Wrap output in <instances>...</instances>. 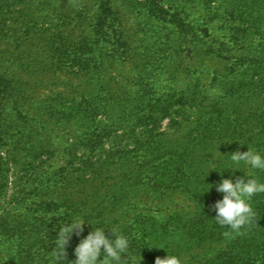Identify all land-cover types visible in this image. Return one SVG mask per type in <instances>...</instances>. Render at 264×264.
<instances>
[{"label": "rangeland", "instance_id": "1", "mask_svg": "<svg viewBox=\"0 0 264 264\" xmlns=\"http://www.w3.org/2000/svg\"><path fill=\"white\" fill-rule=\"evenodd\" d=\"M111 1L113 13L105 14L100 25L103 13L95 0H11L12 4L2 0L0 3V69L6 70V79L11 86H24L19 99L13 96V91L7 92L4 121L0 124L4 138L0 140V214L3 210H6L4 215L8 212L37 214L45 211L40 202L50 189V176L52 180L58 177L65 183L77 181L84 184L95 173L83 174V165L86 167L91 162L100 166L112 155L120 157L124 152L145 146L148 132L145 126H139L143 121L140 117L147 115L143 107L127 110L135 113L129 116L131 128H125L122 123L106 127L108 119L93 118L84 110L92 99L109 94L113 88L114 92L118 89L116 95L122 96L120 86L131 89L122 98L130 99L134 104L142 98L156 97L171 98L178 105L200 96L196 104L187 105L186 112L183 109L182 112H172L171 116H165L160 110L157 112L155 125L149 128L154 130L157 139L168 143L183 140L198 123L200 109L225 97L216 86L217 77L223 79L224 75L230 74L233 85L249 80L250 76L241 64L243 51L232 45L224 32L216 34L228 42L229 51L225 54L231 63L220 61L217 67L215 61L199 57L191 41L183 44L180 29L170 27L167 30L160 15H155L157 8H153L152 0ZM196 1L160 0V3L166 10L182 11L181 15L188 23L199 25L206 16L199 5L202 0ZM65 15L71 19L61 28ZM82 34L87 36L88 43L99 47L90 54L95 69L92 78L84 70L85 64L74 65L71 54L73 45L82 41ZM51 37L59 39L58 49L49 44ZM90 55L85 54L84 63H88ZM245 55L249 57L247 53ZM172 61V67H176L177 62L183 65L173 77L177 91L167 94V87L172 83L167 64ZM140 76H145L144 79L154 87L153 93L134 86ZM262 76L264 72L254 71V81H259ZM197 77L203 80L199 96L194 91ZM260 95H245L240 103L245 116L252 118L255 113H264V90ZM16 101L20 104L17 105ZM131 105L132 108L135 106ZM222 105L227 114L234 113V107L227 103ZM223 152L224 149L215 153L210 170L218 169L224 178L231 176L233 180L250 170L243 162L242 170H236L234 174L232 170L224 169L232 162ZM114 168V165L110 167ZM97 169L99 173L110 170L107 167ZM121 171H111L103 179L102 190L90 193H96V198L117 196L123 191ZM125 192L128 200L124 206L115 207L113 202L103 206L107 214L105 221L120 220L123 224L128 219L123 216L136 217L137 213L165 220L181 211H199L195 203L179 192L172 193V190L158 192L148 185L136 183L127 187ZM26 195L31 200L22 206V197ZM69 213L62 207L55 216L60 223L64 219L71 223ZM100 226L102 223L86 220L82 232ZM210 247L197 248L193 253H202ZM6 257L3 255L0 263Z\"/></svg>", "mask_w": 264, "mask_h": 264}, {"label": "trees", "instance_id": "2", "mask_svg": "<svg viewBox=\"0 0 264 264\" xmlns=\"http://www.w3.org/2000/svg\"><path fill=\"white\" fill-rule=\"evenodd\" d=\"M4 1L11 3V0ZM95 1L103 13L100 16V25L107 14L113 13L112 1ZM152 4L153 8H157L155 15H160L167 30L170 27L180 29L183 44L191 41L194 52L199 57L215 61L217 67L220 61L227 63L231 61L225 54L229 51L226 45L228 42L222 41L220 35L216 34V32H224L225 38L228 37L232 45L243 51L241 64L249 74V80L233 85L229 80L230 74L224 75L223 79L217 77L216 86L221 89L225 97H221L219 102L209 104V107L200 109L198 123L183 140L168 143L157 139L153 134L154 130L149 127L155 125L159 110L164 112L165 116H171L172 112H182L183 109L186 112L189 103L196 104L200 98L199 89L203 81L200 77H197L194 84V91L199 97L185 100L178 105L177 101L171 98L156 97L142 98L138 102L140 105L134 104L130 99L122 98L124 94L131 92V89L124 86L119 88L122 96L116 95L118 89L114 92L115 88H113L108 91L109 94L89 101L84 110L93 118L108 119L106 127L122 123L125 128H131L132 121L129 116L135 113H129L127 110L134 111L139 108L138 106L143 107L147 115H142L140 118L145 121V125L142 121L139 126H145L144 129L148 132L145 146L135 151L124 152L120 157L112 155L100 166H95L91 162L87 163L86 167L83 165V174L90 171L95 173V176L84 181V184H78L77 181L65 183L58 177L52 180L50 176V189L40 202L44 204L45 211L37 214L8 212L4 215L6 210H3L0 214V258L3 255L7 257L0 264H56L53 251L59 231L56 226L60 221L55 215L62 207L70 211V218L82 217L84 220L102 223L99 228L105 230L109 239H115L112 227L118 228L120 233L126 235L130 240V249L128 254L122 257L121 264H131L132 258L141 259L140 264H154L157 256H166L165 249H148L150 244L165 245L170 252L180 256L185 264L186 260H189L187 264H264V193L252 197L251 206L255 215L242 229V234L226 237L224 233L229 229L219 226L211 219L216 215L214 204L223 198V194L217 192L215 187L205 192L209 187L207 184L218 183L221 180L218 169L215 171L209 169L218 151L224 149L226 158L231 156L229 152H244L248 147L264 154V113H255L252 118L247 117L240 106L246 94L259 97L264 90V76L259 81H254V71L264 72V0H202L199 5L203 7L201 11L206 19L199 25L188 23L181 15L182 11L175 13L166 10L160 0H152ZM64 19L61 28L67 25L68 19L71 18L65 15ZM60 30L61 34L62 29ZM86 42L87 36H83L79 44L73 45L71 54L74 56V65L85 64L84 70L87 74H91L90 78H92L95 69L93 70L94 60L90 54L99 47ZM49 44L52 47L57 46L58 49L59 39L51 37ZM132 50L133 48L130 49ZM86 53L90 55L88 63H84L87 59ZM246 53L249 57H246ZM173 64L174 61L167 64L169 78L172 81L167 87V94L177 91L173 77L183 65L177 62L176 67H172ZM144 77L140 76L134 86L142 91L149 89V92L153 93L154 87ZM6 78V70L0 69V124L4 121L2 116L6 109L7 92L13 91V96L19 99L21 91L24 90L23 85L11 86ZM16 102L17 105L20 104L19 101ZM224 103L234 107V113L227 114L223 109ZM131 104L135 106L132 108ZM189 121L193 122L191 119ZM0 140H4L2 131H0ZM259 142L263 144L260 145ZM113 165L114 169L122 170L120 176H122L123 191L117 196L96 198V193L90 192L102 190L103 179L114 170L110 169ZM99 167L105 169L107 167L110 170L99 173L97 169ZM249 171L264 182V170ZM55 181L56 183H52ZM136 183L148 185L158 192L163 190L179 192L195 203L199 211H181L165 220L147 213H137L136 217L123 216L128 217L123 224L120 220L113 221L115 224L105 221L107 214L103 206L107 202L115 203V207L124 206L128 200L126 188ZM84 194L88 195L84 196ZM30 200L26 195L22 197L23 202L20 205L25 206ZM63 223L69 224L70 220L64 219ZM123 226L124 228H121ZM91 232V230L80 234L74 232L70 235L66 244L67 259H76L74 254L76 246ZM207 245H211L209 250L199 254L193 253L195 249ZM61 264H69V262L65 260Z\"/></svg>", "mask_w": 264, "mask_h": 264}, {"label": "clouds", "instance_id": "3", "mask_svg": "<svg viewBox=\"0 0 264 264\" xmlns=\"http://www.w3.org/2000/svg\"><path fill=\"white\" fill-rule=\"evenodd\" d=\"M229 153H231L232 165L224 169L232 170L233 174L236 170H242L241 162L249 166L250 169L264 170V154L250 147L244 152L233 151ZM207 185L209 187L205 192H209L215 187L217 192L223 194V198L214 204L216 215L211 219L219 226L229 229L224 233L226 237L242 234V229L250 223L255 215L251 206V199L258 193H264V182L249 171L244 172L243 176L236 177L235 180L231 176L224 178L221 173L220 182ZM71 221L70 224L61 222L56 226L59 229L53 251L56 264H61L65 260L69 264H121L122 257H125L129 252L130 240L116 227H112L115 239H109L103 228L94 227V230L87 237L82 238L76 246L74 250L76 259H67V241L72 233L77 232V230L83 231V224L86 220L71 218ZM147 248L166 250V256H157L154 264H185L180 256L170 252L163 244H150ZM140 261L141 259L132 258L131 264H140Z\"/></svg>", "mask_w": 264, "mask_h": 264}]
</instances>
